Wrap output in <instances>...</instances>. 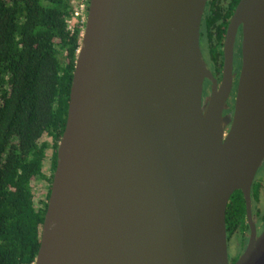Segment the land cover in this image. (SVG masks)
<instances>
[{
  "label": "water",
  "instance_id": "1",
  "mask_svg": "<svg viewBox=\"0 0 264 264\" xmlns=\"http://www.w3.org/2000/svg\"><path fill=\"white\" fill-rule=\"evenodd\" d=\"M206 3L88 0L34 264H229L236 190L249 239L234 264H264L251 209L264 162V0L238 1L220 82L199 45Z\"/></svg>",
  "mask_w": 264,
  "mask_h": 264
},
{
  "label": "trees",
  "instance_id": "2",
  "mask_svg": "<svg viewBox=\"0 0 264 264\" xmlns=\"http://www.w3.org/2000/svg\"><path fill=\"white\" fill-rule=\"evenodd\" d=\"M238 1L208 0L202 16L200 41L209 43L220 65L217 48ZM84 2L87 11L88 0H0V264H34L39 249L85 20L75 9ZM35 180L46 183L43 194L34 191ZM251 209L264 220V180L258 177ZM225 226L228 251L239 256L249 231L240 190L229 198Z\"/></svg>",
  "mask_w": 264,
  "mask_h": 264
},
{
  "label": "flooded vegetation",
  "instance_id": "3",
  "mask_svg": "<svg viewBox=\"0 0 264 264\" xmlns=\"http://www.w3.org/2000/svg\"><path fill=\"white\" fill-rule=\"evenodd\" d=\"M208 1V0H207ZM207 5V3H206ZM206 7V6H205ZM235 10V9H234ZM233 10V12H234ZM205 11V10H204ZM233 14V13H232ZM231 14V16H232ZM231 16L227 19L228 21L226 22V25L224 26L225 28V33H224V38H223V41H222V45L220 46V48H217V50H220L221 53H222V63L221 65L219 64V56H217L216 60L213 59V54L211 53V49H210V45H208L209 43L206 41V42H201L200 41V37H199V45H200V50H201V53H202V56L210 70V72L213 74V76L216 78V80L218 82L221 81V78H222V73H223V58H224V55H223V50H224V39H225V35H226V29H227V26H228V23H229V20L231 18ZM202 21V20H201ZM239 34H240V30H238L236 36H235V41H234V51H233V74H236L239 70V55H238V48H237V45H238V42H239ZM208 43V44H207ZM216 67H218L216 69ZM220 67V69H219ZM211 86H212V82L209 80V79H205L204 80V83H203V95H202V101L203 103H205L207 97L210 95V91H211ZM235 90V83L231 89V93L227 99V108L224 109L223 111V114L224 115H229L230 117H232V114H233V92ZM229 129V125H227L226 127V132L228 131ZM48 154V152H47ZM50 155L51 153H49L46 157V159L49 158V168H50ZM263 165V163H262ZM261 165V166H262ZM260 166V167H261ZM259 167V169H260ZM258 169V170H259ZM257 170V172H258ZM257 174V173H256ZM256 180V175H255V178H254V181ZM253 181V183H254ZM252 183V185H253ZM263 183V182H262ZM253 217V221H254V224H255V228H256V233L257 235H259L263 228H264V220L259 218L257 215L253 214L252 215ZM249 228V227H248ZM248 236V239H249V231L247 232L246 234ZM248 242V241H247ZM228 246V245H227ZM229 248V247H228ZM231 251H228V258H229V264H234V262L236 261V259L239 257L235 254H230ZM234 253V252H233Z\"/></svg>",
  "mask_w": 264,
  "mask_h": 264
},
{
  "label": "rangeland",
  "instance_id": "4",
  "mask_svg": "<svg viewBox=\"0 0 264 264\" xmlns=\"http://www.w3.org/2000/svg\"><path fill=\"white\" fill-rule=\"evenodd\" d=\"M85 7H86V2L84 3H80V5L78 7H76V11H75V17H80V19H84L86 17V10H85ZM86 11V12H85ZM46 140L50 141V138L46 137L45 138ZM49 150H48V154H49ZM49 158L45 160L44 162V172L45 173H49ZM256 177L258 178H261L264 180V165L262 167H260V169L258 170L257 174H256ZM44 185H46V183L43 181V180H35L33 182V186H34V191H36V194L40 195V194H43L45 191L43 190L44 189ZM236 244V243H235ZM233 250V248H232Z\"/></svg>",
  "mask_w": 264,
  "mask_h": 264
}]
</instances>
